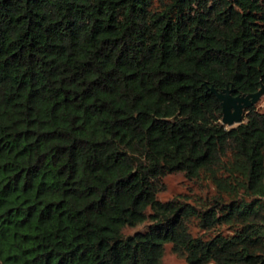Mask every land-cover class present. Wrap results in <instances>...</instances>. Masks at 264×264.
<instances>
[{"label":"trees","instance_id":"1","mask_svg":"<svg viewBox=\"0 0 264 264\" xmlns=\"http://www.w3.org/2000/svg\"><path fill=\"white\" fill-rule=\"evenodd\" d=\"M154 1L0 0V264H264V112L208 90L264 84V0ZM176 172L220 195L160 201Z\"/></svg>","mask_w":264,"mask_h":264},{"label":"rangeland","instance_id":"2","mask_svg":"<svg viewBox=\"0 0 264 264\" xmlns=\"http://www.w3.org/2000/svg\"><path fill=\"white\" fill-rule=\"evenodd\" d=\"M161 2L168 3L170 0H155L154 5H159ZM253 107L259 112H264V95L253 105ZM223 175H225V173H223ZM160 183L161 186L157 192V198L162 202L180 199L187 201L198 208L206 209L209 208L214 202V199L220 195V192L217 190L212 180L204 174H201L198 179L190 180L184 175V173L176 172L162 177ZM238 196H242L247 201L253 199V197L242 192H240ZM231 198L233 197L228 194H223L221 199L228 202ZM147 212L150 213V210L148 209ZM150 224L151 221L147 219L135 226L124 227L122 233L124 236H128L138 231L143 232L149 228ZM188 229L193 236L210 239L218 233L230 236L234 234L239 227L238 225L222 224L206 230L199 226L198 219L194 217L189 221ZM171 247V244H165L160 264H187L185 258L174 253Z\"/></svg>","mask_w":264,"mask_h":264},{"label":"water","instance_id":"3","mask_svg":"<svg viewBox=\"0 0 264 264\" xmlns=\"http://www.w3.org/2000/svg\"><path fill=\"white\" fill-rule=\"evenodd\" d=\"M208 90L220 102L222 109L221 123L227 127H234L243 122L246 110L252 107L264 95V84L255 93L249 94H236V90L232 85L220 91L210 86Z\"/></svg>","mask_w":264,"mask_h":264}]
</instances>
